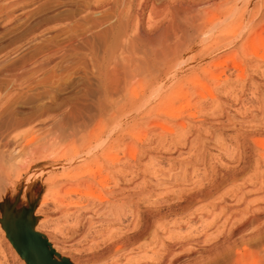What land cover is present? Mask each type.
<instances>
[{"label": "rangeland", "instance_id": "1", "mask_svg": "<svg viewBox=\"0 0 264 264\" xmlns=\"http://www.w3.org/2000/svg\"><path fill=\"white\" fill-rule=\"evenodd\" d=\"M76 1L0 0L1 115L23 122L15 131L20 141L13 140L21 151L15 157L21 165L15 169H21L8 173L6 192L0 184V264H28L21 255L33 256L32 247L40 238L57 261L91 264L94 253L104 247L97 241L107 225L94 218L86 233L75 222L76 213H60L71 199L59 182L74 184L84 194L77 203L79 216L98 209L99 198H106L119 179L122 185L127 182L123 186L127 191L144 192L126 205L131 213L121 219L123 231L132 234L128 232L132 219H143L147 209L163 220L159 241L174 254L167 260V248H162L156 253L159 264H264V0L259 1L258 11L254 0L247 11L231 16L203 12L205 26L219 25L225 32L215 29L206 39H192L178 72L162 80L157 94H149L148 81H136L131 87L135 93L129 90L112 111L107 110L105 124L92 119L78 136L59 140L54 121L71 128L74 120L95 114L92 103L100 82L96 67L82 55L71 60L56 53L47 56L73 35L84 33L75 26L81 13H71L79 9ZM90 14L109 18L108 13ZM140 15L139 30L131 31L135 38L153 35L171 23V13ZM49 59L34 71V62ZM23 61L33 63L34 72L29 68L31 74L27 72L22 81L11 80L7 69ZM177 90L183 95L175 96ZM36 147L68 151L58 162L74 158V169L59 167L52 175L59 179L71 168L68 179H59L50 188L44 164L31 162ZM32 182L31 195L26 185ZM61 199L64 205L58 203ZM146 237L144 244L149 242Z\"/></svg>", "mask_w": 264, "mask_h": 264}, {"label": "bare ground", "instance_id": "2", "mask_svg": "<svg viewBox=\"0 0 264 264\" xmlns=\"http://www.w3.org/2000/svg\"><path fill=\"white\" fill-rule=\"evenodd\" d=\"M253 1L254 0H78V2L76 1V4L78 3V5H79V9L77 11H73V12L71 11V13H81V16H80L81 20L75 21V26L76 27H82L84 30V33L80 36H76V35L74 36L73 35V37L68 39L67 42H65L61 45H58V46H56L55 49H52L51 51H49L47 56H50L51 54L56 53L57 57H59V58L71 60L74 57L82 55V57L87 58L89 61H91L93 63V65L97 69V72L99 75V81H100L96 87V92L98 94V97L92 103L93 108L96 109V111H95L96 113L88 116L86 119L79 118V120L77 119V121L74 120V122H72V124L74 123L73 127H71V128H68V127L66 128V127L62 126L63 121L55 120L54 123L52 122L53 126L55 127V132H54L55 137H57L59 140L60 139L61 140L62 139L68 140V139L74 138L79 132H81L87 128L88 123L92 122L91 121L92 119L93 120L97 119V120L102 122V123L100 122V124H105L106 118H104V117H105V114L107 113V110H110V108L116 102H118V98L121 95L125 96L126 92H128L129 90H132V91H129L131 93L134 92V89H131V87L132 86L134 87L135 86L134 84L138 83L136 81H142V80L148 81V85L146 84V86H148L149 94L150 95H153L154 93L157 94V90L160 87L162 80L166 79L167 77H169L171 75L176 74V71L179 70L178 68L181 64L180 58L182 57L184 52L188 51V49H189L188 44L190 41H192V39H195V38L203 39L204 37L206 39L207 34L209 36V33L211 31H214L215 29L220 34H221L220 31L225 32V29H222L223 27L218 28L219 25H217V26L206 25L205 26V23L207 21L204 20V16L202 17L203 12L205 15H207L206 12H208V13L211 12V14H209V15H212V12H222V13L227 12L226 14L228 15V13H229V16H231V14H230L231 12H245V11H247L250 8V6H251L250 4ZM255 1L256 2H254V4H256L257 7H255V5H253L255 7V9L254 8L253 9L258 11L261 7V6L260 7L258 6V3L260 0H255ZM144 12H148V13H171V23H169V25L167 27H165L164 29H160L159 31L157 30L153 35H150V36L141 35V36L136 37V38L132 37L131 31H132V29H134L135 32L137 30H139V27L141 25V18H140L141 15L140 14L144 13ZM248 12L253 13L250 10ZM262 12H264V5H263ZM90 13H108L109 18H97L95 16H92V14H90ZM226 14H225V16H226ZM233 16H234V14H233ZM201 17L203 18V20ZM209 18H210V16H209ZM211 18L213 19V17H211ZM211 18L209 19V21L216 23L217 19L215 21V19L212 20ZM234 18L232 20H234ZM226 20H227V18H226ZM232 20H230L229 25H232V23H233V22L231 23ZM203 21H205V22H203ZM211 24H213V23H211ZM226 25H228V21L226 22ZM229 25H228V27H229ZM224 28H225V26H224ZM248 28H249V26H248ZM252 28H254V27H252ZM239 29H238V31H239ZM230 31L233 32L232 29L229 30V32ZM229 32L226 31V33H229ZM229 35H231V34H229ZM223 38H225V37H223ZM253 39H255V38L253 37ZM256 40L257 39H255V41ZM260 42L263 43L262 39L260 40ZM215 43H216V40H215ZM99 48L101 50L100 53H98ZM48 58H51V57H48ZM48 62H51V60L49 59L48 61L39 62V63H37V61L34 62V66H33L34 71L36 72V70L42 69L44 66H46V63L48 64ZM27 63H26V61H23L20 64L18 63L19 65H16V66L13 65L7 69L11 80L17 82V81H20L23 77H25V75H27L26 74L27 72L29 75L31 74L29 72H30V69H32L33 63L32 64H30V62H29V64H27ZM35 63H37V64H35ZM182 64H183V62H182ZM33 69H32V71H33ZM143 82L144 81H142V83ZM194 82H196V85L198 84L200 86H203V84L201 83L200 80H196ZM141 85H139V87H141ZM143 90H145V89H143ZM161 91H162V88H161ZM129 92L127 93V96L129 94ZM180 94H181V91L177 90L175 92V96H177V97L183 95V94H181V95ZM147 97H148V94H147ZM169 97H171V95ZM176 98H175V100H176ZM149 99H152V98H149ZM2 101H3V97L0 96V184L3 186V188H2L3 191L6 192L5 182L7 181V177H9L8 173H10V172L13 173L14 169L17 166L21 165L19 162L15 161V157L20 150H19L18 146L16 145V142H14L13 140H14V138H15V140H16V138L18 140H19V138L21 139V137H19V138L17 137V134L15 133V131L23 122H21L22 120L20 121V119L19 120H13V119H5L6 117L5 118L2 117V115L4 114L1 111V110H3V109H1L3 107ZM118 103H120V102H118ZM118 103H116V104H118ZM132 104H135V103H132ZM139 104L141 105V103H139ZM142 104H144V103L142 102ZM137 106L138 105H136L134 107H137ZM121 107H120V105L117 107V109L119 108L118 111H121L120 110ZM139 107H142V106H138L137 108H139ZM110 111H112V110H110ZM164 113H165V111H164ZM110 114H109L110 116H113L112 113H110ZM114 117L115 116H113V118ZM126 117L130 118L129 115ZM103 118L105 119V121L103 120ZM118 118H116V119L118 120ZM116 119H113L114 120L113 122H116ZM135 119H137V118H135ZM134 120H133V122H134ZM137 122H138V119H137ZM37 125L38 124H36L34 126H37ZM134 125H135V122H134ZM51 126L49 127L50 130H51ZM31 127H32V125H31ZM125 127H126V125H125ZM50 133H51V131H50ZM51 139H53V138H51ZM82 139H83V137H82ZM47 142H49V141H47ZM54 142L51 144L54 145L56 143V142L55 143ZM51 144H49V145H51ZM23 151H24V149L22 150V152ZM31 151H33L32 152L33 153L32 154L33 160L31 162L34 164L42 162L44 164L45 172L49 175V177L47 176L48 178L46 177L47 179L46 178H44V179L46 180V183L48 184V186H50V188H51V186L53 187L54 184H56L59 179H60V181L62 179L63 180L68 179L67 175L70 172V170H72L71 168H73V167H71V164L74 162L73 161L74 158L73 159L68 158L67 160L65 159L66 161L63 163L58 162L61 158H64V156H65L64 153H66V152L69 153L68 151L63 150V152L66 151L63 153V152H61L62 150L60 151V148L59 149H57V148L47 149L46 147H44V148L43 147H41V148L36 147L34 150H31ZM26 153H28V152H26ZM66 156H68V154ZM107 159H109V158H107ZM96 161L97 160H94L95 163H98V161L97 162ZM18 164H20V165H18ZM72 165H74V164H72ZM76 165L77 164H75V166ZM84 165H86V164H83V166ZM66 166H70L71 168H69L70 170L68 169V172L64 173L65 175L63 174L59 179L52 177V175L56 174L57 168L66 167ZM20 169H21V167L19 169H15V170L17 171ZM117 169H118V167H117ZM26 170H27V168H26ZM22 171H23V168H22ZM68 176H70V175H68ZM111 176H113V175H111ZM15 179H17V178H15ZM130 181L132 182L131 179H130ZM130 181H129V183L131 184ZM133 181H134V179H133ZM8 182L10 183L11 181L8 180ZM59 183H60L59 187L65 186V188H66L63 192H66L67 194H65V193H63V194L68 195V198L70 197V199H71V201H69L65 205H64V203H65L64 201H63L64 203H62L63 198L61 200H59L58 203L60 205L65 206L63 211H59L60 213H66V214L76 213V217H74L76 220L75 222H77L78 225L81 223L83 225V227L86 229V233H88V230L91 229L90 227L93 226V224L95 222V221H93L94 218H96L98 221L104 222L107 225V230L104 231L102 234H100L98 241H97L99 246L101 244V245H104V247L102 246L103 248L101 250H99L97 253L96 252L94 253V255L92 257L93 260H92L91 264H159L158 261L155 260L156 259V253L159 250H161L162 248H163L162 251L164 249H166L168 247V244H165V242L160 243V241H159V230L162 229L161 231L164 232L163 231L164 227H163V224L161 223V220H162L161 217L158 216V214L154 210H151V209L144 210L146 212H145V215L143 214L144 217L141 220L138 219V216H136L132 219L133 225L131 226L129 224L132 228H130V229L128 228L129 229L128 232L129 233L132 232V234H130V235L127 234L125 232L126 228L124 231L121 228V219L122 218L125 219V217L129 213H131V210L126 205H128V203L130 204L135 199H138L139 196H142V194H144V192L137 190V188L135 186L134 187L136 188V190L134 189L131 191H127L123 187L124 185L127 186V182H125L126 184L122 185L120 182V179H119L115 183H112L115 185H113V189H111L108 192V194H107L108 196H106V198H99L100 205H99L98 209L93 208L92 214H90L91 212L89 211L90 212L89 214L77 216V212L79 211V208H81L77 204L79 199L82 197V194H83L80 191L81 189L79 190V188L74 187V184H71V183L69 184L66 181H65V183L64 182H59ZM12 186H14V185H12ZM26 186H27L26 188L29 190L30 194L32 195L34 182L29 183ZM55 186H57V185H55ZM138 187H139V185H138ZM216 189L218 190V188H216ZM56 201H58V200H56ZM141 211H143V210H141ZM80 214H82V213H80ZM94 215L96 217H94ZM162 222H163V220H162ZM115 224H116V226H115ZM165 226H166V224H165ZM169 227L166 229V231L167 230L170 231ZM146 236L149 237V242L147 244H144V242H145L144 239L147 238ZM161 236H163V234ZM163 239H164V237H163ZM143 240H144V242H143ZM167 243H168V241H167ZM148 253H151V254L146 256ZM172 254H174L172 249L167 248L166 250H164L165 259L167 258V260H169V258H172L171 257V256H173ZM164 255H163V257H164ZM164 261H166V260H164ZM57 262H60V261H57ZM67 264H70V263L67 262Z\"/></svg>", "mask_w": 264, "mask_h": 264}, {"label": "water", "instance_id": "3", "mask_svg": "<svg viewBox=\"0 0 264 264\" xmlns=\"http://www.w3.org/2000/svg\"><path fill=\"white\" fill-rule=\"evenodd\" d=\"M33 256L21 255L28 264H67V259H62L57 262L53 258V251L47 246V242L43 239H38L32 247Z\"/></svg>", "mask_w": 264, "mask_h": 264}]
</instances>
